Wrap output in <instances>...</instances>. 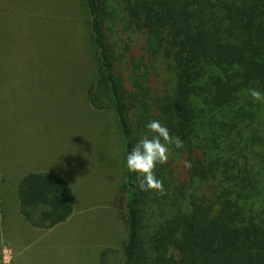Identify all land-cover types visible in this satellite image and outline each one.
<instances>
[{
	"label": "trees",
	"instance_id": "obj_1",
	"mask_svg": "<svg viewBox=\"0 0 264 264\" xmlns=\"http://www.w3.org/2000/svg\"><path fill=\"white\" fill-rule=\"evenodd\" d=\"M85 5L99 63L88 99L98 110H114L124 140L122 264H264V100L249 93L264 96V0ZM120 31L144 34L142 62L128 77L119 71ZM160 63L169 79L155 94L148 81ZM153 120L184 145L169 144L168 162L154 170L163 193L141 191L126 163L141 138L155 135L146 127ZM180 160L182 179L171 167ZM17 195L22 215L40 229L74 211L72 186L51 171L26 173Z\"/></svg>",
	"mask_w": 264,
	"mask_h": 264
},
{
	"label": "rangeland",
	"instance_id": "obj_2",
	"mask_svg": "<svg viewBox=\"0 0 264 264\" xmlns=\"http://www.w3.org/2000/svg\"><path fill=\"white\" fill-rule=\"evenodd\" d=\"M116 40L119 71L133 75L144 34L120 31ZM98 64L85 0H0V264L123 262L124 140L114 110L88 99ZM168 79L166 65L151 66L153 93ZM183 166L171 163L181 179ZM32 171L67 180L75 206L65 222L30 232L17 188Z\"/></svg>",
	"mask_w": 264,
	"mask_h": 264
},
{
	"label": "clouds",
	"instance_id": "obj_3",
	"mask_svg": "<svg viewBox=\"0 0 264 264\" xmlns=\"http://www.w3.org/2000/svg\"><path fill=\"white\" fill-rule=\"evenodd\" d=\"M249 93L254 101L264 100L261 92L250 89ZM146 127L155 135L144 136L127 155L126 163L130 172L137 173V184L141 191L156 190L163 193V182L155 176L157 164L163 165L169 159V144L176 148H183V141L179 137L173 138L167 127L159 121H150ZM163 141V142H162ZM186 167L191 165L186 163Z\"/></svg>",
	"mask_w": 264,
	"mask_h": 264
},
{
	"label": "crops",
	"instance_id": "obj_4",
	"mask_svg": "<svg viewBox=\"0 0 264 264\" xmlns=\"http://www.w3.org/2000/svg\"><path fill=\"white\" fill-rule=\"evenodd\" d=\"M29 222V221H28ZM31 228H34L33 227V225H31V223H30V225H28V227H27V230H30V232L33 230V229H31ZM35 228H37V227H35ZM38 234V233H37ZM41 236V235H40ZM39 237V235L37 236V237H35L36 239ZM25 247H27V248H29L30 247V243L28 244H26L25 245ZM14 264H15V262H14Z\"/></svg>",
	"mask_w": 264,
	"mask_h": 264
}]
</instances>
